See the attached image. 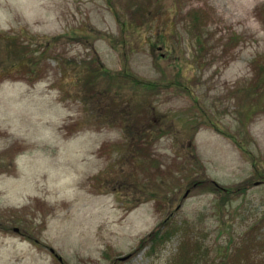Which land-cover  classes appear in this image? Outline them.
I'll return each instance as SVG.
<instances>
[{
	"label": "rangeland",
	"instance_id": "rangeland-1",
	"mask_svg": "<svg viewBox=\"0 0 264 264\" xmlns=\"http://www.w3.org/2000/svg\"><path fill=\"white\" fill-rule=\"evenodd\" d=\"M124 2L0 0V264H264V0ZM97 58L157 91L101 113Z\"/></svg>",
	"mask_w": 264,
	"mask_h": 264
},
{
	"label": "trees",
	"instance_id": "trees-1",
	"mask_svg": "<svg viewBox=\"0 0 264 264\" xmlns=\"http://www.w3.org/2000/svg\"><path fill=\"white\" fill-rule=\"evenodd\" d=\"M110 2V5L115 9L116 13H117V21L121 23L122 26H125V20L124 18L126 17V15L128 13H132V14H135V13H138L142 10V6L143 5H136L135 7L133 6H128L124 0H109ZM126 4V5H124ZM127 22V20H126ZM130 26V24H129ZM124 30V28L122 29V31ZM125 31V30H124ZM58 39L61 40V38H56V39H52L48 44H47V48L46 49H50L51 46H55L58 44ZM126 41V40H124ZM85 67L87 69V72L89 74V77H87L83 82L80 81V83L82 82V86L83 88H85L84 90L88 89L90 92H95L97 93V99H98V103L99 105L101 104V113H110V115H114V110H116V108H118V106H120L121 104H115L112 102L113 100V96L111 94V89L112 91H122L123 90V84H126L125 82L127 80H129L133 86H136V90L139 91V89H143L145 91L146 90H151V91H157V87L158 85L156 83H153V82H150V81H142L138 78H136V76H132L131 73L129 72H121L119 75H116L114 74L111 70H109L105 64L100 61V59H93V60H90L89 62L85 63ZM104 87V88H103ZM102 88V89H101ZM146 92V91H145ZM146 94V93H145ZM108 96V97H107ZM146 97V95H143ZM126 98L130 99L132 97H130L127 93L125 95ZM145 99H148L145 98ZM116 102V101H115ZM116 105H118L116 107ZM129 108H130V104L128 105ZM100 108V106H99ZM138 108H139V105L135 107H132L130 108L132 111V115L134 116L135 118V113L137 114L136 115V118L137 120L135 119H132L134 122H131V123H128L129 125L131 124L133 126V124H137L139 121H141V119L143 118L144 119V116L147 115L148 113V110L147 107L145 106L144 104V109L142 112H140V115H138L139 111H138ZM129 111V110H128ZM135 112V113H134ZM106 113V114H108ZM111 116V117H112ZM107 117V116H106ZM124 121H128L129 120H124ZM155 119L152 121V123H150L148 125L147 128H135V127H132L129 126L128 128L125 127V128H122L124 133L128 136V137H131L133 138V141L136 142L133 137V133H135V129H137V133L138 132H142V134L144 132H154L155 130L154 129V126H153V123H154ZM158 133V132H156ZM194 141V140H193ZM133 142V146L135 148H141L140 144L139 143H134ZM193 148V156H194V162L199 166V169L203 168L202 166V163L201 161L198 159L197 157V152H196V147H191ZM201 181L197 182V184H200ZM204 182V181H203ZM245 188L246 187H242L241 185L236 188V191L237 193H244L245 191ZM230 193H233L232 190L231 192H229L228 194ZM162 234L161 233V230H154L152 231L149 235H147V237L142 241V245L144 244H147L149 241L150 242H156L158 240H160L162 238ZM243 243L244 242V239L241 240L240 243H233V241H230V243L226 246V247H222L220 248V254L221 253H224V259L221 263L219 264H231L230 260L232 259V254L229 256V252L232 251V250H235V251H239L242 246H243ZM246 250H248L249 252V245H246L244 247ZM184 250V249H183ZM246 255V257L248 258L249 257V253L248 254H244ZM229 257V258H228ZM230 259V260H229ZM189 260L186 259V264H188ZM197 264V263H196Z\"/></svg>",
	"mask_w": 264,
	"mask_h": 264
},
{
	"label": "flooded vegetation",
	"instance_id": "flooded-vegetation-1",
	"mask_svg": "<svg viewBox=\"0 0 264 264\" xmlns=\"http://www.w3.org/2000/svg\"><path fill=\"white\" fill-rule=\"evenodd\" d=\"M9 231H12V232H14L16 234L21 235L20 229L18 227H14V226L11 227V228H4V229L1 228L0 229V235L2 234V235H6L7 237H9ZM21 236H23V235H21ZM25 242H28V240H26ZM3 249H5V247ZM0 251H3V250L0 249Z\"/></svg>",
	"mask_w": 264,
	"mask_h": 264
}]
</instances>
